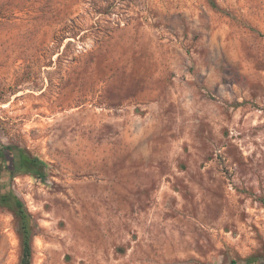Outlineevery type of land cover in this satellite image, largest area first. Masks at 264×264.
I'll return each mask as SVG.
<instances>
[{
  "label": "rangeland",
  "instance_id": "obj_1",
  "mask_svg": "<svg viewBox=\"0 0 264 264\" xmlns=\"http://www.w3.org/2000/svg\"><path fill=\"white\" fill-rule=\"evenodd\" d=\"M0 143L31 264H261L264 0H0Z\"/></svg>",
  "mask_w": 264,
  "mask_h": 264
},
{
  "label": "trees",
  "instance_id": "obj_2",
  "mask_svg": "<svg viewBox=\"0 0 264 264\" xmlns=\"http://www.w3.org/2000/svg\"><path fill=\"white\" fill-rule=\"evenodd\" d=\"M46 163L33 155L26 148L20 146H4L0 143V172L5 169L12 176L16 170H25L35 177L44 178ZM0 207L10 211L17 225L20 239L21 256L18 264H31L33 258V239L35 235V221L33 214L27 208L23 199L11 188L0 185ZM259 260L264 264V257H248V262ZM230 264H240L231 260Z\"/></svg>",
  "mask_w": 264,
  "mask_h": 264
}]
</instances>
